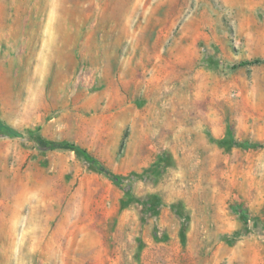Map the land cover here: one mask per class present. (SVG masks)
Wrapping results in <instances>:
<instances>
[{
	"label": "rangeland",
	"instance_id": "1",
	"mask_svg": "<svg viewBox=\"0 0 264 264\" xmlns=\"http://www.w3.org/2000/svg\"><path fill=\"white\" fill-rule=\"evenodd\" d=\"M254 59L264 0H0L6 264H264Z\"/></svg>",
	"mask_w": 264,
	"mask_h": 264
},
{
	"label": "trees",
	"instance_id": "2",
	"mask_svg": "<svg viewBox=\"0 0 264 264\" xmlns=\"http://www.w3.org/2000/svg\"><path fill=\"white\" fill-rule=\"evenodd\" d=\"M262 63H264V60L262 59H254L251 61H241L240 63L236 65H232L231 69L235 70L237 68L251 66V65H258ZM3 129L10 131V129L5 127L3 123L0 121V130H3ZM35 140L38 143V145L44 149L66 148V149L73 151L77 156L81 157L85 162H87L95 171L104 174L114 184L120 185L121 179L118 176H115L112 173H110L108 170L104 168V166L99 161L93 158L86 150L76 146L75 144L69 143V142H60V143L51 142L39 136H36ZM222 143H225V141H222ZM229 145L238 146L240 144L235 141H232Z\"/></svg>",
	"mask_w": 264,
	"mask_h": 264
},
{
	"label": "crops",
	"instance_id": "3",
	"mask_svg": "<svg viewBox=\"0 0 264 264\" xmlns=\"http://www.w3.org/2000/svg\"><path fill=\"white\" fill-rule=\"evenodd\" d=\"M12 207L19 209L22 206V200L21 198L17 197L13 200L11 203ZM16 209V210H17ZM15 222L8 225L9 230H12L14 228ZM8 245L10 246L8 249H5L4 244H0V262L2 264H6L7 262L13 260V256L16 253V255H20L21 253V244L20 241L17 243L15 240L10 239L7 240ZM28 254L34 255L36 252V242L31 244V240L28 241ZM12 248V249H11ZM11 251V253H10Z\"/></svg>",
	"mask_w": 264,
	"mask_h": 264
}]
</instances>
